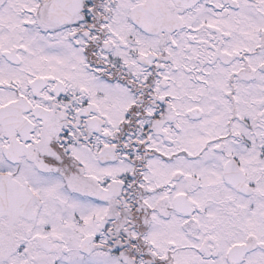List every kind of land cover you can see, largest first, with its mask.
Segmentation results:
<instances>
[{
	"label": "snow or ice",
	"instance_id": "6c2138e0",
	"mask_svg": "<svg viewBox=\"0 0 264 264\" xmlns=\"http://www.w3.org/2000/svg\"><path fill=\"white\" fill-rule=\"evenodd\" d=\"M0 264H264V0H0Z\"/></svg>",
	"mask_w": 264,
	"mask_h": 264
}]
</instances>
